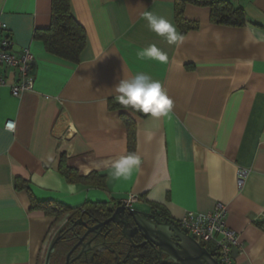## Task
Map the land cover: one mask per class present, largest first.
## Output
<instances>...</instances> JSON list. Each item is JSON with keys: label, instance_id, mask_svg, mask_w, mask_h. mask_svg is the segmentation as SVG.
I'll use <instances>...</instances> for the list:
<instances>
[{"label": "crops", "instance_id": "crops-1", "mask_svg": "<svg viewBox=\"0 0 264 264\" xmlns=\"http://www.w3.org/2000/svg\"><path fill=\"white\" fill-rule=\"evenodd\" d=\"M228 1L243 10V27L214 25L209 9L186 5L185 19L198 28L170 44L144 14L168 19L180 33L175 0H70L86 35L74 64L33 39L49 27L51 0H0L13 52L29 49L34 77V90L19 97L0 87V264H39L56 235L53 218L30 210L16 179L38 202L111 207L133 195V210L163 212L174 222L222 204L237 236L233 263L264 264V0ZM150 45L168 61L141 58ZM138 73L162 83L173 102L166 116L111 106L119 102L115 87ZM126 120L141 159L128 181L113 178L111 168L129 154ZM8 121L13 131L4 128ZM61 156L81 177L104 175L106 188L67 182L58 171ZM238 169L248 172L241 189ZM201 246L213 254L212 244Z\"/></svg>", "mask_w": 264, "mask_h": 264}, {"label": "trees", "instance_id": "trees-1", "mask_svg": "<svg viewBox=\"0 0 264 264\" xmlns=\"http://www.w3.org/2000/svg\"><path fill=\"white\" fill-rule=\"evenodd\" d=\"M186 5L209 9L210 22L214 25L243 27L246 23L243 10L233 6L228 0H175V22L182 35L198 28L196 22L185 19L183 9ZM33 39L41 42L49 55L74 64L78 63L86 45V35L71 15L70 0H51L49 27L35 30ZM120 105L122 104L119 102H112L111 104L112 107H119ZM125 123L128 130V151L133 153V126L127 120ZM58 171L67 182L83 184L100 190L106 188L104 175L91 173L86 177H81L76 170L67 165L64 156L60 157ZM14 187L16 190L25 191L28 194L30 210L41 211L45 216L53 218V228L59 222L64 221L63 226L57 230L51 241L52 244L58 237L54 251L50 255L49 264H64L67 253L84 233L83 228L76 224L84 218V214H88L94 220L104 218L111 213V207L104 203H84L79 207H65L52 202H38L29 192L27 183L22 180L16 179ZM156 214L162 220L175 223L163 212H156ZM117 236L119 241L123 243V237L120 234ZM80 253V247L76 248L71 255L70 264H86L83 262V256ZM125 262L128 264H173L162 263L151 247L129 252L125 257Z\"/></svg>", "mask_w": 264, "mask_h": 264}, {"label": "built area", "instance_id": "built-area-1", "mask_svg": "<svg viewBox=\"0 0 264 264\" xmlns=\"http://www.w3.org/2000/svg\"><path fill=\"white\" fill-rule=\"evenodd\" d=\"M6 26L0 22V87L9 89L13 97L34 90V77L31 74L33 55L29 49L22 50L20 55L13 52V41L7 35ZM7 71L9 74H6ZM10 75V80L9 76ZM4 128L13 131L14 123L6 122ZM248 172L238 169L236 173V186H244ZM137 197L130 195L121 202L126 208L132 210ZM227 209L217 204L211 212H188L175 222L184 232L196 240L200 245L212 244L213 255L220 264H234L231 258V248L237 244V236L226 225ZM264 220V216H263Z\"/></svg>", "mask_w": 264, "mask_h": 264}, {"label": "clouds", "instance_id": "clouds-1", "mask_svg": "<svg viewBox=\"0 0 264 264\" xmlns=\"http://www.w3.org/2000/svg\"><path fill=\"white\" fill-rule=\"evenodd\" d=\"M144 16L150 30L159 36L166 37L170 44H177L184 40V36L177 31L175 25L168 19L151 12H146ZM139 56L154 59L161 63L168 61L167 53L160 51L155 45H150L147 49L141 51ZM115 91L118 93L116 99L120 104L126 108L131 107L135 111L154 119L166 116L173 106V102L162 83L144 73H138L130 79L121 80L115 87ZM140 165L141 159L136 153L122 156L111 164L113 178L128 181ZM74 190V186L69 185V191Z\"/></svg>", "mask_w": 264, "mask_h": 264}, {"label": "water", "instance_id": "water-1", "mask_svg": "<svg viewBox=\"0 0 264 264\" xmlns=\"http://www.w3.org/2000/svg\"><path fill=\"white\" fill-rule=\"evenodd\" d=\"M118 220L122 225V237L127 240L133 235L139 234L142 238L152 245L155 255L160 258V255L166 256V263L173 264H220L213 254L208 252L196 240L184 232L179 226L167 220L160 221L156 217V212H141L126 209L122 204H119L114 210L109 219L101 223ZM80 221L77 222L79 224ZM100 225L87 230V233L98 228ZM132 226V229H129ZM86 233V234H87ZM86 235L80 237L78 242L71 248L65 257L64 264H70L72 253L78 248ZM58 237L51 244L45 264L50 263V255L54 251ZM89 243L85 245L81 253L86 251ZM80 253V254H81ZM164 262V263H165Z\"/></svg>", "mask_w": 264, "mask_h": 264}, {"label": "flooded vegetation", "instance_id": "flooded-vegetation-1", "mask_svg": "<svg viewBox=\"0 0 264 264\" xmlns=\"http://www.w3.org/2000/svg\"><path fill=\"white\" fill-rule=\"evenodd\" d=\"M119 205L111 206V213L108 216L101 219H91L88 214H84V218L80 219L78 224L83 228L85 238L80 247V252L89 243L86 251L82 252L83 262L86 264H128L125 262V257L130 252H134L140 249L151 247L152 245L144 240L141 235H133L130 240L123 237V243L118 239V234L122 236V225L115 221H111L102 225L107 219H109L113 213V210ZM156 217L159 218L156 214ZM77 224V223H76ZM100 225L98 228L87 233V230ZM132 229V226H129ZM87 233V234H86ZM153 249V248H152ZM155 253V252H154ZM159 260L164 263L166 261L165 255H160ZM166 263V262H165ZM170 263V262H167Z\"/></svg>", "mask_w": 264, "mask_h": 264}, {"label": "rangeland", "instance_id": "rangeland-1", "mask_svg": "<svg viewBox=\"0 0 264 264\" xmlns=\"http://www.w3.org/2000/svg\"><path fill=\"white\" fill-rule=\"evenodd\" d=\"M63 224H64V221L58 223V225L56 226L57 228H56V230H55V233H57V230H58L60 227H62ZM51 241H52V238L49 239V241L47 242L46 249L41 253L40 258H39V264H44L46 250H47V249L49 250V247H50ZM48 250H47V251H48Z\"/></svg>", "mask_w": 264, "mask_h": 264}]
</instances>
